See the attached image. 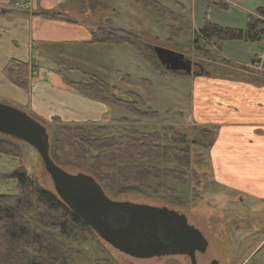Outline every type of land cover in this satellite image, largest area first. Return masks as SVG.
I'll use <instances>...</instances> for the list:
<instances>
[{
	"label": "rangeland",
	"instance_id": "obj_1",
	"mask_svg": "<svg viewBox=\"0 0 264 264\" xmlns=\"http://www.w3.org/2000/svg\"><path fill=\"white\" fill-rule=\"evenodd\" d=\"M177 1L183 5V13L192 18V28L202 25L205 19L204 15L209 21L217 25L242 28L246 21V15H242L244 12L242 7L251 8L252 5H261V0H238L235 3L230 2L228 10H226L210 5L206 0ZM109 3L116 8L113 20L114 27L132 30L148 44L182 53L191 62L196 61L202 64L205 70L215 72L216 64H221L223 60L221 51L225 53L221 43H218L217 50L216 46L208 44L204 40H197L195 32L192 34V31L182 32L178 38L169 43L166 26L170 21L167 18L157 20L140 6L133 5L130 0H73L68 4V7L75 8L79 13H87L88 16L84 18L85 21L93 29H96L98 27L96 19L100 10H105L109 16H112L110 8H104ZM162 3L173 11H178L177 7L169 1L162 0ZM15 7L24 10L16 5ZM206 7L208 8L206 9ZM29 9L30 7L26 10ZM107 20L101 23V27L108 25ZM261 42H264V38L253 45H256L257 48ZM197 46L202 50L197 49ZM203 49H209L210 53L208 54L207 50L204 51ZM57 53L58 50H48L49 55H57ZM45 54L42 59L37 57L38 62L33 63V65H36V69L38 68L37 63L41 68L47 65L46 67L53 70L58 63ZM61 56L63 57H60V60L71 69V72L68 73L70 81H80L83 72L93 75L118 87L123 92L138 94L146 106L158 113L156 118H144L114 107L111 116L117 120L121 118L127 120L126 124L114 122L117 128L114 132L115 135L128 127L143 128L145 131L172 126L175 130L186 134L188 138L192 169L185 171L184 183H182L183 178L179 183L161 179V184L165 189L158 190L153 196L134 191L110 193L107 190L105 191L106 196L115 201H130L166 207L183 214L188 223L196 227L208 242L205 252L197 254V264H212V262H214L213 264H264V241L254 249L246 260H243V257L253 249L256 242L264 235V200H256L231 189L230 185L226 183L218 184L213 179L212 165L208 155V147L213 132L208 133L203 129L183 127L178 124L183 122V119L186 120L187 112H189L190 95L187 83L177 79L179 76L173 71H168L167 77L160 76L129 45H111L106 49L102 46H91L84 50H70ZM66 66L63 65L61 70H66ZM193 69L197 71V68L194 67ZM124 76L129 78L124 79ZM144 79L150 81V90L143 84ZM0 103L15 107L29 115L22 104L17 105L2 97H0ZM180 111L183 113L182 116ZM40 123L46 128L48 135H50L51 125L57 124V122H49V120H41ZM0 136L5 135L0 134ZM5 137L10 138L19 146L23 155L22 164L28 175L43 188L54 191L50 175L35 148L25 141ZM17 165V161H12L6 156H0L1 174H9L16 169ZM157 166L184 172L180 166L174 163H158ZM62 169L71 174L78 172L73 167L64 166ZM151 184L153 187H157L159 183L154 181ZM15 185V181L0 180V194L15 193ZM167 188L177 191L173 194L168 192ZM176 196L182 200L176 201L174 199ZM66 243L70 244L73 251L74 264H108V262L110 264H191L189 258L184 255L150 258L131 257L112 248L96 234L83 233L76 241L66 240Z\"/></svg>",
	"mask_w": 264,
	"mask_h": 264
},
{
	"label": "trees",
	"instance_id": "obj_2",
	"mask_svg": "<svg viewBox=\"0 0 264 264\" xmlns=\"http://www.w3.org/2000/svg\"><path fill=\"white\" fill-rule=\"evenodd\" d=\"M130 1L157 20L167 18L170 21L166 26L169 43L192 28L190 18L183 13V5L177 0H167L177 7V12L164 5L162 0ZM206 1L218 8H227L221 0ZM43 16L48 17L47 14ZM107 24L92 29L89 44L129 45L160 76L166 77L169 70L160 64L148 43L132 30L114 27L110 19ZM195 37L216 46L217 50L218 43L226 40L258 43L264 38V7H257L253 14L248 15L243 28L223 27L204 19L195 31ZM197 49L202 50L198 46ZM203 50L210 53L209 49ZM60 72L67 80L68 69ZM28 73L27 63L15 59L5 68L7 78L24 90L29 84ZM175 73L182 78L188 76L186 72ZM69 84L94 101L139 117H157L158 113L146 106L138 94L123 92L93 75L83 72L80 81H69ZM143 84L151 89L149 80L144 79ZM54 122L57 124H50L51 130L48 129L52 161L60 168L73 167L92 176L104 192L134 191L153 196L158 190L165 189L161 179L179 183L185 177V171L192 169L188 138L172 126L145 131L128 127L115 135L117 128L114 122L126 124L127 120L121 118L111 124H63L55 118ZM0 156L18 162L16 169L9 174L0 173V180L16 183L15 193L0 194V264H74L73 251L66 240L73 242L83 233H96L54 191L43 188L28 175L22 164V151L5 136H0ZM158 163L177 164L184 172L164 169L157 166ZM154 181L159 183L157 187L152 186ZM167 189L173 194L177 191ZM174 199L182 200L177 196Z\"/></svg>",
	"mask_w": 264,
	"mask_h": 264
},
{
	"label": "crops",
	"instance_id": "obj_3",
	"mask_svg": "<svg viewBox=\"0 0 264 264\" xmlns=\"http://www.w3.org/2000/svg\"><path fill=\"white\" fill-rule=\"evenodd\" d=\"M221 1L227 4V8L230 2H238ZM16 2L28 3L30 9L16 8ZM71 2L73 0H0V97L24 105L29 116L39 122H54L58 118L63 124H111L117 120L111 116L114 107L86 97L69 84L68 75L65 80L60 72L61 67L66 66L60 57L67 51L84 50L91 46L106 49L111 46L89 44L93 27L84 19L88 14L68 7ZM260 2L261 5H252L251 8L242 7V15L247 18L257 7H264V0ZM108 7L112 16L100 10L96 19L98 26L108 18L113 25L116 8L110 3L104 6L105 9ZM44 14L48 17H44ZM204 18L207 19L206 15ZM199 27L191 28L192 34ZM223 27L238 28L230 25ZM220 43L225 50V53L221 51V57L227 62L216 64L215 72L205 70L202 64L185 58L191 64V72L188 77L179 76L177 79L183 80L189 87V112L186 120L178 124L213 132L208 155L213 179L218 184L226 183L239 193L263 201L264 65L259 67L254 58L264 42L258 44L257 48L253 42L241 40ZM48 50H58V53L49 55ZM44 53L58 63L53 70L44 64H41L44 65L41 68L37 63V69L33 65L38 62L37 57L43 58ZM12 59L28 65L29 84L26 90L5 75V68ZM194 67L197 71H194ZM66 69L68 73L71 72L69 67L66 66ZM180 114L183 115L181 111ZM263 241L264 235L243 260Z\"/></svg>",
	"mask_w": 264,
	"mask_h": 264
},
{
	"label": "water",
	"instance_id": "obj_4",
	"mask_svg": "<svg viewBox=\"0 0 264 264\" xmlns=\"http://www.w3.org/2000/svg\"><path fill=\"white\" fill-rule=\"evenodd\" d=\"M152 49L166 70L191 72L190 62L181 53L160 46ZM0 134L35 148L54 192L112 248L135 258L184 255L191 264H197V252H205L207 240L183 214L166 207L111 200L92 176L71 174L56 165L49 155L46 128L28 114L0 103Z\"/></svg>",
	"mask_w": 264,
	"mask_h": 264
},
{
	"label": "built area",
	"instance_id": "obj_5",
	"mask_svg": "<svg viewBox=\"0 0 264 264\" xmlns=\"http://www.w3.org/2000/svg\"><path fill=\"white\" fill-rule=\"evenodd\" d=\"M16 6H18L21 9H28L29 5L28 3H15ZM255 62L258 64L259 67H262L264 65V44H261L259 53L255 56Z\"/></svg>",
	"mask_w": 264,
	"mask_h": 264
},
{
	"label": "flooded vegetation",
	"instance_id": "obj_6",
	"mask_svg": "<svg viewBox=\"0 0 264 264\" xmlns=\"http://www.w3.org/2000/svg\"><path fill=\"white\" fill-rule=\"evenodd\" d=\"M184 60H186V59H184ZM187 61V60H186ZM192 67H193V65H192ZM204 237V236H203ZM197 254H200L199 252H197L196 253V262H198V260H197V258H198V256H197ZM214 262H212V264H213Z\"/></svg>",
	"mask_w": 264,
	"mask_h": 264
}]
</instances>
